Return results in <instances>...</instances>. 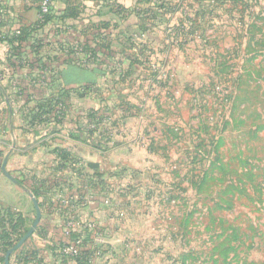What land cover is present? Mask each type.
Segmentation results:
<instances>
[{
	"label": "rangeland",
	"instance_id": "rangeland-1",
	"mask_svg": "<svg viewBox=\"0 0 264 264\" xmlns=\"http://www.w3.org/2000/svg\"><path fill=\"white\" fill-rule=\"evenodd\" d=\"M165 2L83 95L85 123L99 100L85 130L111 177L82 233L95 264H264V0ZM64 97L59 118L75 105Z\"/></svg>",
	"mask_w": 264,
	"mask_h": 264
},
{
	"label": "crops",
	"instance_id": "crops-1",
	"mask_svg": "<svg viewBox=\"0 0 264 264\" xmlns=\"http://www.w3.org/2000/svg\"><path fill=\"white\" fill-rule=\"evenodd\" d=\"M137 1L53 0L47 25L25 41L9 43L15 30H30L37 23L38 0H0V184L6 189L0 209H14L28 222L30 212L35 218L31 196L37 191L41 212L37 230L11 264H95L98 259V244L91 231L82 233L80 223L90 221L94 227L98 221L109 203L103 187L111 175L95 158L100 154L94 133L89 139L71 132L83 136V95H92L115 74L104 69L114 59L104 60L113 46L136 32ZM117 7L127 13L122 21ZM85 46L95 55L84 51ZM63 96L75 103L69 115L57 119L53 112L33 119L37 104ZM92 106L87 115L103 114L97 109L99 100ZM108 151L111 157L117 152L115 147ZM6 156L5 171L11 179L1 168ZM77 241L83 247L82 260L66 250Z\"/></svg>",
	"mask_w": 264,
	"mask_h": 264
},
{
	"label": "trees",
	"instance_id": "trees-1",
	"mask_svg": "<svg viewBox=\"0 0 264 264\" xmlns=\"http://www.w3.org/2000/svg\"><path fill=\"white\" fill-rule=\"evenodd\" d=\"M158 3H152V0H138L137 1V6L136 7H140L141 4H145V5H149L148 7H146L145 9H141V10H136L133 11L136 14V17L138 19V24L136 25V32L134 33L135 35H141L144 31H145V27L147 26L146 21L148 19H151L150 17L153 16V18H156V14L159 11V17H163L166 13L171 14L172 9H171V5L170 2H165V0H158ZM138 7V8H139ZM119 7L116 8V14L119 15ZM137 9V8H136ZM121 12L124 14L126 13L123 9H121ZM122 15H119V19L121 18ZM50 20V15L46 18L45 23L44 24H40L39 22H37L34 27H32L30 30L29 29H23L22 31H20L19 35H16L13 33V36L11 38L8 39L9 43H12L13 41H16L18 43L25 41L27 38H29L31 33L36 32L37 30L41 29L43 26L47 25L48 22ZM137 33V34H136ZM134 34H132L129 38L128 41L132 40ZM131 38V39H130ZM105 49L109 50V45H105ZM103 48V47H102ZM84 51H88L91 54L94 52L93 48L90 47H83ZM109 52H111L109 50ZM94 54V53H93ZM95 55V54H94ZM93 55V56H94ZM72 59H69L68 61H71ZM60 99H57V101H47V102H43V103H39L35 106V108L32 110V117L33 119L36 118H41L46 116L47 113H53L55 112L54 110H56V106L58 105L57 103L61 101H59ZM62 105H64V103H62ZM65 107V105H64ZM64 115V113H63ZM62 115V117H63ZM97 112H92L88 114L87 122L84 124V129L83 127L80 129L79 131L83 134V136H79V134L74 135L71 132V136L73 137H81L84 138V136H88V138L90 139V137L93 135L94 131H86L85 128L87 125H92L97 122ZM54 116H56L55 118H57L58 116L54 113ZM62 117H60L62 119ZM59 117L57 119H60ZM32 194L35 198L38 197V193L37 191H32ZM27 227V222L25 220V218L23 217V215L14 210V209H0V261L3 263L4 261V255L7 252V250L9 248H11L12 246H14L19 239L26 233V231L28 229H26ZM19 249L14 252L9 259V263L11 264V261L14 259V257L16 256V254L18 253Z\"/></svg>",
	"mask_w": 264,
	"mask_h": 264
},
{
	"label": "built area",
	"instance_id": "built-area-1",
	"mask_svg": "<svg viewBox=\"0 0 264 264\" xmlns=\"http://www.w3.org/2000/svg\"><path fill=\"white\" fill-rule=\"evenodd\" d=\"M52 9H53V0H38L37 3V22H39L40 24H44L46 18L51 15L52 13ZM119 9V8H118ZM16 35L20 34L19 30H15L13 32ZM59 107L57 108V114H60L61 116L63 115L64 111H63V106H61V104H59ZM85 227L90 228L91 225L89 224H85ZM80 241H77L74 247H70L68 249H66L69 254L71 256H73L74 258H76L77 260H82L84 258L83 255V249H80L79 247Z\"/></svg>",
	"mask_w": 264,
	"mask_h": 264
},
{
	"label": "water",
	"instance_id": "water-1",
	"mask_svg": "<svg viewBox=\"0 0 264 264\" xmlns=\"http://www.w3.org/2000/svg\"><path fill=\"white\" fill-rule=\"evenodd\" d=\"M7 158H8V156H6L3 159L1 168H2L3 174L6 177H8L9 179H11V177L5 171V165L7 162ZM31 202H32V205H33V208L35 211V218H34L32 224L30 225V227L28 228V230L26 231V233L19 239V241L14 246H12L11 248H9L7 250V252L4 255V261H3L4 264H10L9 263L10 256L14 252H16L18 249H20L33 236V234L37 230V226H38V223H39L40 218H41V212H40L39 204H38L37 200L35 199V197L31 196Z\"/></svg>",
	"mask_w": 264,
	"mask_h": 264
}]
</instances>
